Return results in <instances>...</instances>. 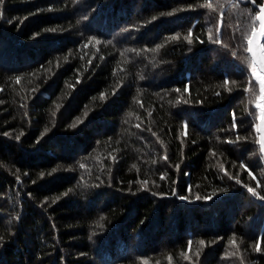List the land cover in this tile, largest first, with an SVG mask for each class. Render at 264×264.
Returning <instances> with one entry per match:
<instances>
[{"label":"trees","instance_id":"trees-1","mask_svg":"<svg viewBox=\"0 0 264 264\" xmlns=\"http://www.w3.org/2000/svg\"><path fill=\"white\" fill-rule=\"evenodd\" d=\"M248 1L5 0L0 264H264Z\"/></svg>","mask_w":264,"mask_h":264},{"label":"snow or ice","instance_id":"snow-or-ice-1","mask_svg":"<svg viewBox=\"0 0 264 264\" xmlns=\"http://www.w3.org/2000/svg\"><path fill=\"white\" fill-rule=\"evenodd\" d=\"M237 2H239V0H237ZM256 0H250V3L252 4H255ZM5 3V0H0V7H2ZM206 8L208 9H212L214 10V6L212 5V3L210 2L209 0V3H207L205 5ZM169 15H172L173 13H168ZM3 16V12L0 11V17ZM153 19H155V17H153ZM255 20L257 22H259V28H256L255 26L252 28L251 30V34L250 35H247L245 38L247 40V48H246V51L249 52V53H252V62H251V71H252V75L255 77V79L259 82V86H260V91H261V97L260 99H264V75H261V73H264V62H261L258 64V61H257V51L261 52V53H264V44H261L260 43V38L261 37H264V3H261L260 6H259V9L258 11L255 13ZM224 21H223V14H221V20H220V24H223ZM221 31V28L220 27H217L216 29V32H217V37L219 35ZM192 30L189 29L188 31V34L187 36L184 37V39L189 43L191 44L192 43ZM217 37H214L213 36V33H212V29H209L208 30V39L209 40H212L214 43H217L219 44L220 43V40L217 38ZM94 39V38H93ZM175 39V37H174ZM197 39H199V37H197ZM91 42V41H90ZM99 41H97L98 43ZM203 42V41H201ZM253 45H255V49L253 47ZM85 47H87V45H85ZM89 63L91 64V61H89ZM260 69V71L258 72L257 69ZM20 80H21V77L20 76H16L15 77V81L17 84L20 83ZM77 83H79V81H77ZM228 81H225V84H227ZM35 91V90H33ZM177 91H179V89H177ZM229 91H231V89H229ZM101 96L103 97V93L101 94ZM256 107L261 109V116L259 117V119L261 120V124L260 125H257L256 126V131L257 132H260V133H264V105H261L260 103H257L256 104ZM53 115H55V113H53ZM85 115H87V113H85ZM149 115H151V113H149ZM81 123V121L78 119L76 121V123H74L72 125L73 128H75L77 126V124ZM137 127H140V125H137ZM185 129H187V125L184 126ZM235 127V125H234ZM48 129L46 128L45 129V132H47ZM155 135V133H153ZM186 134V133H185ZM4 135H9L8 133H5ZM23 135V133H21L20 135L16 136L15 138L17 140L20 139V136ZM43 135V133L41 134ZM240 138L237 137V140H239ZM228 143H232V141H228ZM259 143L260 145L262 146L261 147V151L264 152V134L261 135L260 137V140H259ZM164 159L167 160L168 157L165 155L164 156ZM81 167H83V165H81ZM221 167V170H223V165H220ZM241 168H245L247 169V165L245 164H241L240 165ZM57 171L56 168H53L52 169V173H55ZM227 175V172L225 173ZM248 174L250 176H252L253 179H256V177L252 174V172L249 170L248 171ZM41 176H44L45 173H40ZM229 178H233V177H229ZM17 179H19V177H17ZM161 179H164L163 176H161ZM236 182L237 183H240L239 179H236ZM141 186L142 188H147L148 186V182L147 181H142L141 183ZM257 186H259V181H257ZM244 187L247 189V191L249 193H251L253 196H257L260 200H264V196H261L257 191H256V188H253V187H249L248 185H244ZM71 191V190H69ZM189 191H191V189H189ZM175 194V193H174ZM213 195H215V193H213ZM212 197L211 196H204V197H201L199 195H197L195 197L196 200H200V199H205V200H209L211 199ZM179 199L181 200H188V196H180ZM202 246L205 245V241L204 240H200L199 242ZM231 243L233 245H235V240L233 239L231 241ZM191 244H192V241H188V246H189V250L191 249ZM257 252L260 251V247L259 245L256 246V249H255ZM199 252L196 253L197 256H199ZM231 255L233 256H236V255H239V251L237 252H234V253H231ZM184 259L185 260H190L191 257L185 253L184 254ZM169 260H171V257H169ZM145 264H147V262H145Z\"/></svg>","mask_w":264,"mask_h":264},{"label":"water","instance_id":"water-1","mask_svg":"<svg viewBox=\"0 0 264 264\" xmlns=\"http://www.w3.org/2000/svg\"><path fill=\"white\" fill-rule=\"evenodd\" d=\"M250 1V0H249ZM248 1V2H249ZM263 3H264V0H263ZM257 9H259V6H260V4H257L256 2H255V4H253ZM259 22H258V26L256 27V28H259ZM260 43L261 44H264V37H261L260 38ZM253 47H254V49H255V45H253ZM249 53V52H248ZM250 54V56H251V58H252V53H249ZM257 61H258V64L259 63H261V62H264V53H261V52H259V51H257ZM258 70L260 71V69H259V67H258ZM261 75H264V73H261ZM261 97V96H260ZM259 101H260V104L261 105H264V99H259ZM261 116V109H259V117ZM262 122H261V120L260 119H258V125H260ZM259 133V140H260V137H261V135L262 134H264V133H260V132H258ZM259 145H260V143H259ZM262 146L260 145V148H261ZM262 152V151H261ZM262 155H263V157H264V152H262ZM261 203H264V200H261Z\"/></svg>","mask_w":264,"mask_h":264},{"label":"rangeland","instance_id":"rangeland-1","mask_svg":"<svg viewBox=\"0 0 264 264\" xmlns=\"http://www.w3.org/2000/svg\"><path fill=\"white\" fill-rule=\"evenodd\" d=\"M257 71L259 72V70L257 69ZM261 96V95H260ZM260 99V98H259ZM260 103V102H259Z\"/></svg>","mask_w":264,"mask_h":264}]
</instances>
